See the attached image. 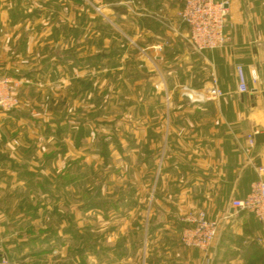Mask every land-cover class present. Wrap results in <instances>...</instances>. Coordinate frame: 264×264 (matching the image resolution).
I'll list each match as a JSON object with an SVG mask.
<instances>
[{
  "label": "crops",
  "instance_id": "0c3cea01",
  "mask_svg": "<svg viewBox=\"0 0 264 264\" xmlns=\"http://www.w3.org/2000/svg\"><path fill=\"white\" fill-rule=\"evenodd\" d=\"M227 1L229 41L199 53L179 15L182 0H0V53H9L12 62L0 55V74L20 71L21 86L27 84L20 90L22 99L26 89L28 96L35 93L31 83L66 78L63 102L78 104L77 115L67 108L49 119L38 118L22 102L17 109L0 111V153L7 148L0 157V193L17 188L15 208H0V264L11 261L12 248L21 243L13 237L14 229L39 216L29 200L35 186L47 191L51 175L45 170L51 173L53 162L66 156L68 139L80 148L93 133L96 154L105 165L115 157L113 144L125 173L136 177L139 172L142 181L140 189L120 193L117 199L102 198L108 195L97 188L80 206L83 212H103L107 220L110 211L127 220L125 231L117 226L101 236L111 242L114 233L124 232L119 236L123 252L108 248L113 264H264V221L231 203L245 197L259 177L264 179V144L256 150V142L247 151L249 135L264 132V0ZM37 35L43 42L35 54ZM115 36L120 39L116 45ZM21 56L30 64L17 67ZM240 63L249 78L247 93L238 91ZM252 68L258 70L257 81L250 75ZM213 76L225 92L218 100L193 102L180 91L182 85L204 88ZM89 102L92 109L86 111L83 104ZM110 111L115 117L104 118ZM119 121L124 125H117ZM40 122L45 138L55 135L65 151L52 157L41 146L30 128ZM102 125H110L115 135L100 134ZM120 131L123 138L116 135ZM100 139L107 151L99 148ZM132 149L139 154L134 157L128 152ZM94 162L81 163L95 168ZM199 210L221 219L207 254L181 242L182 218ZM16 211L24 218L13 219ZM78 236L83 238V233L76 232ZM92 252L100 260L106 256Z\"/></svg>",
  "mask_w": 264,
  "mask_h": 264
},
{
  "label": "rangeland",
  "instance_id": "374dc122",
  "mask_svg": "<svg viewBox=\"0 0 264 264\" xmlns=\"http://www.w3.org/2000/svg\"><path fill=\"white\" fill-rule=\"evenodd\" d=\"M88 1L90 2V0ZM42 21L43 20H39L37 22ZM46 40H53L55 42L53 37L47 35ZM90 40V36L86 37L84 43L86 44L90 42ZM113 41L115 42L114 45H116L120 42V39L115 36ZM42 42L43 36L37 35V50L35 54H38V47L40 48V43ZM54 47L59 46L54 43ZM2 54L5 59L10 62L9 53H0V55ZM19 60L20 66L16 64L17 67L30 64L27 63L26 59L22 58V56ZM11 63L12 62H10V64ZM58 71L60 72L61 69ZM65 80L67 81L65 78L62 81L33 83V86L31 83L30 87L35 89V93L33 96H28L26 89L23 99L19 95L20 90L27 85L26 83L19 87L16 93L23 103V107L27 110L32 109L33 113H35L38 118L42 117L44 119H49L50 114L59 115L60 113L61 115L62 111H65L67 108H69L68 112L72 109L71 111L73 113L70 112V114L77 115L74 113L75 109L78 107L75 100H73L72 103L71 100L63 102V97L66 94L64 86L66 84ZM103 102L101 101V103ZM105 104L104 102L103 109L107 111L105 109ZM83 109L86 111L91 110L90 102L83 104ZM110 113L112 114L104 116V118L113 119L115 113H118V110H116L115 113L110 111ZM83 117H85V115H83ZM43 125L44 123L40 122L36 124L35 127L33 124L30 127L36 140L41 142V146L44 145L43 147L46 151L50 150L52 157L54 153L56 154L63 151V149L65 151L63 144L61 145L58 143L60 140L55 135H50L49 139L45 138ZM117 125L123 126L124 123L119 121ZM110 127V125H102L100 134L106 136L115 135ZM134 133L139 135V130L137 129ZM116 135L117 137L120 136L123 138L124 134L120 131ZM95 143L96 139L94 138V133L84 140V145L80 148L75 146L73 140L68 139V152L66 156L61 159L59 157L53 162L50 170L51 173H49V170H45L46 174L49 176L51 175L50 184H46L47 191L45 192L41 187L37 188L35 186L34 198L32 201L29 200V202L32 203L30 205L31 211H35V214L38 213L39 216L30 221H21L23 224L19 223V226L14 229L13 237L17 238L18 242L21 243L17 244L15 247L13 246L12 252L14 254L10 256L11 261L9 259H3L1 262L2 264H113L114 261L109 259L110 256H108V258L106 255L110 250L108 248L116 247L118 251L123 252L124 243L122 242V238L119 239V236H122L124 232H121L120 235L114 233V235L111 236V242H107V240L101 238V236L109 233L108 231L110 230L113 232L112 229H116L117 226H120L121 230L125 231L124 227H126L125 225L127 223L125 217L120 213L117 215V213L115 214L113 211H110L111 218L107 220L104 218L103 212L96 209L83 212L80 206L83 205L87 199L92 197V193L97 188H101L102 191L108 195L102 196V198L117 199L121 196L120 193H127L128 190L140 189L142 181L140 180L139 172L136 173V177L131 176L128 171L125 173L126 169L123 166L124 164L117 161V159H119L117 157H119L121 153H119L113 144L112 148L115 149V157L111 163L105 165L96 154L97 144ZM17 144L16 142L14 146L17 147ZM102 145L103 143L100 139V149L104 148ZM6 149L7 148H4L2 150L3 154L0 153V157L7 153ZM9 149L13 150V148ZM129 151H132L134 157L139 154V150L137 149L128 150V152ZM58 155L59 154L55 155L54 158ZM93 159L95 161V168L92 167V164L85 166V164L83 165V163H81L82 160L87 163H92ZM132 166V168L136 167L135 165ZM151 187L152 185H149L148 187L146 186L145 189H151ZM16 189L17 188L13 187L7 190L6 194L4 192L3 194L2 192L0 193V208L2 207L3 210L7 207L15 208V205H17V200L14 197L15 191H17ZM26 199L23 200L25 208L29 203ZM30 199H32L31 196ZM41 203H46V211H43ZM18 211L12 213L13 219L21 220L24 216L22 217L23 213ZM133 213L134 211L132 215ZM5 214H9V212H5ZM5 217H7V215H5ZM77 221L80 226L79 228H76ZM82 225H84V228H81ZM92 225H94V227H92ZM97 226H99V228ZM76 232L80 234L83 233V238L78 236V239H76ZM32 239L34 240L30 242ZM97 239L100 240L98 243ZM116 240L117 242L114 243ZM22 241H29L30 243L24 245ZM112 243L114 244L111 245ZM9 246L7 245L8 249H10ZM7 247L5 246L6 249ZM126 248L127 245L125 246V249ZM93 249L97 250L100 255L104 256L105 254L106 256L100 260L97 256H94L95 253L92 252ZM109 252H111V250ZM115 264L118 263L116 262ZM119 264H122V262L120 261Z\"/></svg>",
  "mask_w": 264,
  "mask_h": 264
},
{
  "label": "built area",
  "instance_id": "2783aa9c",
  "mask_svg": "<svg viewBox=\"0 0 264 264\" xmlns=\"http://www.w3.org/2000/svg\"><path fill=\"white\" fill-rule=\"evenodd\" d=\"M183 7L179 13L183 23L190 30L189 42L196 52L202 53L224 47L230 37L225 32L229 17V2L227 0H182ZM239 80L238 91H251L249 78L243 64L236 65ZM253 81L259 79L257 68L250 70ZM22 82L14 75L0 74V111H11L21 105L17 89ZM181 93L193 102L218 100L225 95L213 76L211 82L204 88H192L182 85ZM258 130L249 135L247 151L256 144L255 135ZM232 206L237 211L254 213L264 221V179L259 177L251 184L249 193L243 198L232 200ZM184 227L181 233V242L186 247L198 248L207 254L213 247L219 235L221 219L211 218L205 210L187 213L182 218ZM163 264H185L181 261L165 262Z\"/></svg>",
  "mask_w": 264,
  "mask_h": 264
},
{
  "label": "water",
  "instance_id": "95a60500",
  "mask_svg": "<svg viewBox=\"0 0 264 264\" xmlns=\"http://www.w3.org/2000/svg\"><path fill=\"white\" fill-rule=\"evenodd\" d=\"M255 140L257 142V148L256 150L261 149V147L264 144V132H259L255 135ZM258 165L261 166V160L257 161Z\"/></svg>",
  "mask_w": 264,
  "mask_h": 264
},
{
  "label": "trees",
  "instance_id": "16d2710c",
  "mask_svg": "<svg viewBox=\"0 0 264 264\" xmlns=\"http://www.w3.org/2000/svg\"><path fill=\"white\" fill-rule=\"evenodd\" d=\"M11 73H12V75L16 76L17 78L20 77V75H21L20 71H17V70H14V71L11 72ZM104 149L107 151L106 148H104ZM105 150H104V151H105ZM183 227H184V224H183ZM182 229H183V228H182Z\"/></svg>",
  "mask_w": 264,
  "mask_h": 264
}]
</instances>
